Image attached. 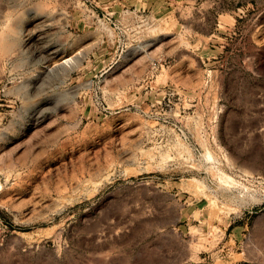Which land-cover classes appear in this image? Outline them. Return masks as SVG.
Masks as SVG:
<instances>
[{"label":"rangeland","instance_id":"rangeland-1","mask_svg":"<svg viewBox=\"0 0 264 264\" xmlns=\"http://www.w3.org/2000/svg\"><path fill=\"white\" fill-rule=\"evenodd\" d=\"M0 264H264V0H0Z\"/></svg>","mask_w":264,"mask_h":264},{"label":"bare ground","instance_id":"bare-ground-1","mask_svg":"<svg viewBox=\"0 0 264 264\" xmlns=\"http://www.w3.org/2000/svg\"><path fill=\"white\" fill-rule=\"evenodd\" d=\"M86 170V169H85ZM82 174V173H81ZM72 185V184H71ZM59 192V191H58Z\"/></svg>","mask_w":264,"mask_h":264}]
</instances>
